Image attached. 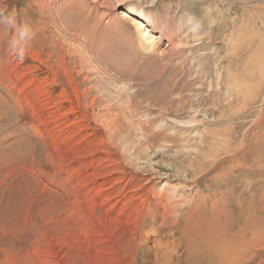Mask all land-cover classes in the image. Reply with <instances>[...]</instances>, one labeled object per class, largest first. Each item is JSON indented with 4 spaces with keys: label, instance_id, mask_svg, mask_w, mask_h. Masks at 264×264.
I'll return each instance as SVG.
<instances>
[{
    "label": "rangeland",
    "instance_id": "rangeland-1",
    "mask_svg": "<svg viewBox=\"0 0 264 264\" xmlns=\"http://www.w3.org/2000/svg\"><path fill=\"white\" fill-rule=\"evenodd\" d=\"M65 262L264 264V0H0V264Z\"/></svg>",
    "mask_w": 264,
    "mask_h": 264
},
{
    "label": "bare ground",
    "instance_id": "bare-ground-1",
    "mask_svg": "<svg viewBox=\"0 0 264 264\" xmlns=\"http://www.w3.org/2000/svg\"><path fill=\"white\" fill-rule=\"evenodd\" d=\"M129 1V0H128ZM130 11H132V9L130 8V7H126V12H129L130 13ZM127 15V14H126ZM129 17V16H128ZM139 28H144L143 27V22H141V21H139ZM118 30V29H117ZM149 31V30H148ZM147 30H145V32H142V30L140 31L142 34H143V36H146L147 37V34H150L149 32H148ZM172 36V35H171ZM148 38H152V40H151V42L149 43V44H147V46H149V47H151V48H153L154 49V44H153V41H154V37H153V35H151L150 37H147V38H144V40H147ZM158 41V40H157ZM67 54V53H66ZM65 57V56H64ZM153 57V56H152ZM154 58V57H153ZM72 61H73V59H72ZM163 69V68H162ZM66 70H68V69H66ZM70 73V72H69ZM71 73H73V72H71ZM98 74V73H97ZM71 75L72 74H70V75H68V80H69V77L71 78ZM98 76H99V74H98ZM54 77V76H53ZM109 78V77H108ZM160 78V77H159ZM162 78V77H161ZM73 79V78H72ZM160 80V79H159ZM72 81V80H71ZM70 81V82H71ZM196 81V80H195ZM199 81V80H198ZM101 82H104V81H101ZM106 82V81H105ZM109 82V81H108ZM72 83V82H71ZM107 83V82H106ZM73 85V84H72ZM71 86V85H70ZM97 88V87H96ZM72 89L74 90V87L72 86ZM72 91V90H71ZM75 91V90H74ZM41 95V94H40ZM42 97V96H41ZM40 97V98H41ZM75 97V96H74ZM78 97H79V95H78ZM40 103V102H39ZM92 103H94V100H93V102ZM39 107V106H38ZM93 107V106H92ZM49 108V107H48ZM51 108V107H50ZM66 108V107H65ZM43 111V110H42ZM54 111V110H53ZM178 111V110H177ZM43 113V112H42ZM53 114V113H52ZM173 114V113H172ZM33 115V114H32ZM41 118L42 119H40V121H39V124H38V126L37 127H41V125L43 124V126H44V124H45V128H46V130L48 131V132H50V130H51V132H53V127H50V126H52L51 124H50V126H48L49 124L47 123L48 122V120H47V116H45V112L43 113V115L41 116ZM35 119V118H34ZM50 119V118H49ZM55 119V118H54ZM53 119V120H54ZM46 122V123H45ZM49 123H50V121H49ZM48 124V125H47ZM58 124V123H57ZM63 126H64V124H63ZM62 126V127H63ZM31 127V131L32 132H34L35 133V135H39L40 134V136L42 135L43 136V133H42V131H41V133H40V131H39V133H37L38 131L35 129V128H33L32 126H30ZM39 127V128H40ZM48 127H50L51 129L49 130V128ZM41 129V128H40ZM42 129H43V127H42ZM55 129H57L56 127H55ZM39 130V129H38ZM56 131H58V130H56ZM59 132V131H58ZM51 135V134H50ZM57 135V134H56ZM64 137V136H63ZM41 138H43V137H41ZM45 138V137H44ZM43 138V139H44ZM63 139V138H62ZM102 140H104V137H103V139ZM63 141V140H62ZM61 141V142H62ZM106 142V141H105ZM19 145V147H21V149L22 150H24L26 147H27V145H29L28 144V141L27 140H25V139H18V141H17V143H15V145ZM61 144V143H60ZM62 144H63V142H62ZM106 144V143H105ZM99 145V144H98ZM65 146V145H64ZM17 148V147H16ZM64 148H66V147H64ZM98 149V148H97ZM105 149V148H104ZM8 150V149H7ZM69 150V149H68ZM65 151V152H64ZM67 150L66 149H63V147H62V149H60L59 150V152L57 153V155H56V157H58V159L59 160H61V159H63L64 160V158H66V157H68L69 158V156L71 157V153H72V151H70V154H69V156H68V153L66 152ZM16 152H17V149H16ZM93 152V151H92ZM91 152V153H92ZM93 153H95V152H93ZM99 154V153H98ZM105 153H103V155H104ZM73 155V154H72ZM99 155H101V154H99ZM74 156V155H73ZM56 159V158H55ZM58 159H57V161H58ZM83 159V158H82ZM101 160V159H100ZM62 161V160H61ZM100 163V162H99ZM97 164V163H96ZM102 164V163H101ZM116 166V165H115ZM114 169V168H113ZM100 170V169H99ZM115 170V169H114ZM117 171V170H116ZM95 173V172H94ZM92 175H94V174H92ZM98 175V174H97ZM100 175V174H99ZM105 175V174H104ZM21 176V175H20ZM90 176V175H89ZM17 177V176H16ZM124 179V178H123ZM123 179H122V181H123ZM89 180V179H88ZM112 180V179H111ZM14 183H16V182H14ZM109 183V182H108ZM97 184V183H96ZM108 185V184H107ZM131 185V184H130ZM26 186V185H25ZM109 186V185H108ZM112 186V185H111ZM23 187V186H22ZM21 187V188H22ZM100 187V186H99ZM95 187H93V189H94ZM8 189V188H7ZM100 189H101V187H100ZM96 191H98V193H100L99 191V189L98 190H96ZM141 191V190H140ZM106 192V191H105ZM104 190L101 192V194L99 195L98 193H96L97 194V198H98V202H103L104 203V205H102L101 203V205L102 206H105V204L108 202V198H109V195L107 196L106 195V197H104L105 195H104ZM126 192V191H125ZM128 192V191H127ZM133 192V191H132ZM131 193V192H130ZM95 194V195H96ZM150 194V193H149ZM15 196V195H14ZM113 196V195H112ZM149 197H150V195H149ZM192 199V198H191ZM15 201V200H14ZM109 201H111V199L109 200ZM5 202V201H4ZM18 203V202H17ZM96 202H93V205L95 204ZM111 203V202H110ZM139 203V202H138ZM108 204H109V202H108ZM100 205V206H101ZM99 208V207H98ZM102 208V207H101ZM106 208V207H105ZM219 208V207H218ZM94 210L96 211V208L94 209V208H90L89 209V211L91 212V215L93 214V212H94ZM126 210V209H125ZM124 211V210H123ZM220 211V210H219ZM88 212V211H87ZM101 212L102 213H105V215L103 214V216L101 217V218H106L107 219V213H108V208L106 209V210H103V209H101ZM164 212V211H163ZM82 215H84V214H82ZM91 215L89 216L90 218H91ZM96 215V214H95ZM121 215V214H120ZM123 215V214H122ZM221 215V214H220ZM85 216V215H84ZM106 216V217H105ZM163 216V215H162ZM86 217V216H85ZM98 217H100V216H98ZM88 218V217H87ZM83 219V218H82ZM81 220V219H80ZM112 220H115V219H112ZM82 221V220H81ZM105 221V220H104ZM87 222V221H86ZM116 222V221H115ZM168 222V221H167ZM85 223V222H84ZM95 223V222H94ZM98 222H96V224H97ZM102 223V222H101ZM100 223V224H101ZM103 223H105V222H103ZM101 224L102 226L104 225V224ZM107 223V222H106ZM71 224H73V223H71ZM76 224V223H75ZM79 224V223H78ZM81 224V223H80ZM88 224V223H87ZM108 224H109V222H108ZM107 224V228L109 229V225ZM117 224V223H116ZM83 225V224H82ZM94 225V224H93ZM57 226V225H56ZM66 226H67V224H66ZM77 226V225H76ZM75 226V227H76ZM85 226H86V223H85ZM94 226H96V225H94ZM55 227V226H54ZM61 227H63V226H61ZM68 227V226H67ZM67 227H65L66 229H67V231H68V228ZM75 227H70L69 229L70 230H72V229H74L75 230ZM80 227L81 226H79L78 228L79 229H77L76 231H75V234L77 235L78 233L79 234H84V235H86L85 234V232L87 231L86 230V228L87 227H85L84 229H85V232L83 231V228L81 227V229L82 230H80ZM89 227H91V226H89ZM99 228H100V226H98ZM116 227V226H115ZM56 228H58V227H56ZM65 228L62 230V229H60V230H62V231H64L65 230ZM104 228V227H103ZM102 228V229H103ZM117 228V227H116ZM49 229V228H48ZM50 229H52V228H50ZM59 229V228H58ZM89 229V228H88ZM54 230H56V229H54ZM53 230V231H54ZM220 230V229H219ZM42 231V230H41ZM90 231V230H89ZM155 231H156V229H155ZM47 232H48V230H47ZM65 232V231H64ZM81 232V233H80ZM84 232V233H83ZM91 232H93V230L91 231ZM217 232H219V231H217ZM45 233V232H44ZM51 233V232H50ZM52 233H54V232H52ZM61 233V232H60ZM63 235L65 234V233H62ZM61 234V235H62ZM66 234H67V232H66ZM68 234H69V231H68ZM78 234V235H79ZM57 235H60V234H57ZM87 235H90V232H89V234H87ZM51 236H53V234L51 235ZM156 236V235H155ZM46 237H48L47 236V234H46ZM55 237V236H54ZM54 237H51V238H54ZM79 237V236H78ZM80 237H82V236H80ZM84 237V236H83ZM86 237H88V236H85L84 238H83V240H86ZM207 238V237H206ZM56 239V238H55ZM154 239V238H153ZM88 240V239H87ZM210 242V241H209ZM58 244V243H57ZM87 244V243H86ZM258 244V243H257ZM50 245V244H49ZM56 246V245H55ZM58 246V245H57ZM88 247V246H87ZM18 248V247H17ZM50 249V248H49ZM57 249V248H56ZM87 249V248H86ZM227 249V248H226ZM58 250V249H57ZM47 251H49V250H47ZM51 251V250H50ZM59 251V250H58ZM159 251V250H158ZM53 253H55V249H54V251H52ZM57 252V251H56ZM229 253V252H228ZM50 254H51V252H50ZM232 254V253H231ZM53 255V254H52ZM57 255V254H56ZM56 255H54V256H56ZM58 256V255H57ZM146 256H147V254H146ZM48 257V256H47ZM49 257H51V256H49ZM48 257V258H49ZM224 258V257H223ZM222 258V259H223ZM56 259V258H55ZM215 259V258H214ZM213 259V260H214ZM213 260L211 259L210 260V263H212L213 262ZM61 261V260H60ZM59 261V262H60ZM212 261V262H211ZM222 261V260H221ZM47 262H49V261H47ZM67 262V261H66ZM66 262L64 263V264H66ZM69 262V261H68ZM159 262H161V261H159ZM216 263V262H215ZM217 263H219V260H218V262ZM221 263V262H220ZM229 263H231V262H229ZM52 264V263H51ZM57 264V263H56Z\"/></svg>",
    "mask_w": 264,
    "mask_h": 264
},
{
    "label": "clouds",
    "instance_id": "clouds-1",
    "mask_svg": "<svg viewBox=\"0 0 264 264\" xmlns=\"http://www.w3.org/2000/svg\"><path fill=\"white\" fill-rule=\"evenodd\" d=\"M4 21L6 23H8L9 25H13V18L12 17H6V18H4ZM23 30L26 31V29H23ZM19 55L21 56V58H23V52L22 51L19 53Z\"/></svg>",
    "mask_w": 264,
    "mask_h": 264
}]
</instances>
